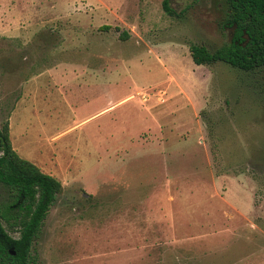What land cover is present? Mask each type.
<instances>
[{"label":"rangeland","instance_id":"obj_1","mask_svg":"<svg viewBox=\"0 0 264 264\" xmlns=\"http://www.w3.org/2000/svg\"><path fill=\"white\" fill-rule=\"evenodd\" d=\"M163 2L0 0V124L63 185L33 264H264V67L196 66L225 0Z\"/></svg>","mask_w":264,"mask_h":264},{"label":"trees","instance_id":"obj_2","mask_svg":"<svg viewBox=\"0 0 264 264\" xmlns=\"http://www.w3.org/2000/svg\"><path fill=\"white\" fill-rule=\"evenodd\" d=\"M169 2H163L165 12L177 17ZM225 3V24L233 30L230 43L214 51L191 45L193 63L196 66L224 63L243 72L263 68L264 0H225ZM62 191L63 185L57 178L14 150L9 121L0 124V264H33V243ZM5 225L18 229L19 238L12 237Z\"/></svg>","mask_w":264,"mask_h":264},{"label":"crops","instance_id":"obj_3","mask_svg":"<svg viewBox=\"0 0 264 264\" xmlns=\"http://www.w3.org/2000/svg\"><path fill=\"white\" fill-rule=\"evenodd\" d=\"M13 70H11V68H9L8 66L4 65L3 68H0V74L3 75L5 77V80H7V77L9 78V80L11 81V79L14 77V74L16 72L15 67H12ZM13 71V72H11ZM13 73V75H12ZM5 74V75H4ZM12 75V76H11ZM10 81L8 83L5 84V91H8L7 89H9L10 87ZM12 81H14V78L12 79ZM9 93V92H8ZM5 95L7 96L8 94L5 93Z\"/></svg>","mask_w":264,"mask_h":264},{"label":"water","instance_id":"obj_4","mask_svg":"<svg viewBox=\"0 0 264 264\" xmlns=\"http://www.w3.org/2000/svg\"><path fill=\"white\" fill-rule=\"evenodd\" d=\"M12 254L14 255L15 253H14V252H12Z\"/></svg>","mask_w":264,"mask_h":264}]
</instances>
